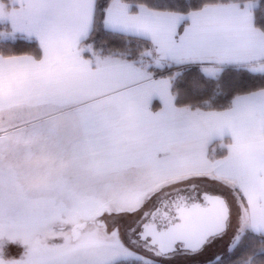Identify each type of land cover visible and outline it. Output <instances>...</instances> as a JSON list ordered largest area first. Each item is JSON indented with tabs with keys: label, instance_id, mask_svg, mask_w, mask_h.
I'll list each match as a JSON object with an SVG mask.
<instances>
[{
	"label": "snow or ice",
	"instance_id": "1",
	"mask_svg": "<svg viewBox=\"0 0 264 264\" xmlns=\"http://www.w3.org/2000/svg\"><path fill=\"white\" fill-rule=\"evenodd\" d=\"M0 264H264V0H0Z\"/></svg>",
	"mask_w": 264,
	"mask_h": 264
}]
</instances>
